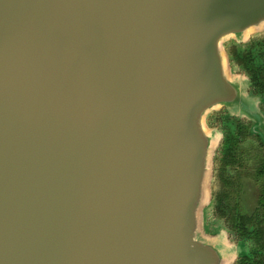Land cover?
Segmentation results:
<instances>
[{
    "label": "water",
    "instance_id": "1",
    "mask_svg": "<svg viewBox=\"0 0 264 264\" xmlns=\"http://www.w3.org/2000/svg\"><path fill=\"white\" fill-rule=\"evenodd\" d=\"M262 30L264 0H0V264H231L204 121L260 120L222 45Z\"/></svg>",
    "mask_w": 264,
    "mask_h": 264
},
{
    "label": "trees",
    "instance_id": "2",
    "mask_svg": "<svg viewBox=\"0 0 264 264\" xmlns=\"http://www.w3.org/2000/svg\"><path fill=\"white\" fill-rule=\"evenodd\" d=\"M231 63L249 80V94L259 97L264 116V38L228 50ZM220 191L213 198V212L237 243L246 248L237 264H264V135L255 134L242 121L221 115ZM253 138L254 146L243 148ZM257 185L256 204L245 213L240 204L245 182Z\"/></svg>",
    "mask_w": 264,
    "mask_h": 264
},
{
    "label": "rangeland",
    "instance_id": "3",
    "mask_svg": "<svg viewBox=\"0 0 264 264\" xmlns=\"http://www.w3.org/2000/svg\"><path fill=\"white\" fill-rule=\"evenodd\" d=\"M264 38V30L256 32L251 34L245 42H242L241 44H238L235 40H227L222 45V50L225 53L227 57L228 67L230 71L237 75L245 76L242 72L239 71L230 61L228 56V50L234 45H248L251 41H256ZM249 93V89H248ZM256 111L260 114L259 121L258 120H249L248 118H234L237 120L242 121L244 124H247L251 127L252 131L255 134H259L263 137L264 135V116L261 111V102H256ZM221 115H227L228 112L222 108L217 111H213L204 121V124L207 129L217 137V145L216 149L214 150L213 157H212V163H211V172H210V179H209V203L204 206L203 212H202V229L204 233L207 235L213 237V236H223V239L225 240L227 246L230 248V251L232 253V263L231 264H237L239 256L246 251V248L242 247L239 243L236 242L234 236L227 230L225 224L223 221L219 220L215 217L213 212V198L214 195L217 194L220 191V171H219V158H220V146L222 142V129L220 127V117ZM229 117V116H228ZM233 118V117H231ZM256 144V141L251 138L249 140H246L243 143V148H249L250 146H254ZM261 184L264 187V179L261 181ZM256 190L257 185H254V183L245 182L242 194V198L240 201V204L243 207L244 212L250 213V211L253 209V207L256 204Z\"/></svg>",
    "mask_w": 264,
    "mask_h": 264
}]
</instances>
